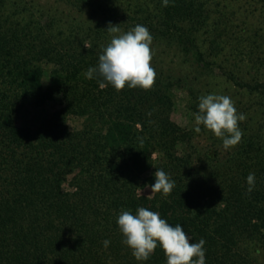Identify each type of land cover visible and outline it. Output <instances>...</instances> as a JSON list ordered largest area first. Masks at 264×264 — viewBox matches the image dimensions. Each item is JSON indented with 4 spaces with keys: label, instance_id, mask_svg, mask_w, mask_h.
I'll return each mask as SVG.
<instances>
[{
    "label": "trees",
    "instance_id": "obj_1",
    "mask_svg": "<svg viewBox=\"0 0 264 264\" xmlns=\"http://www.w3.org/2000/svg\"><path fill=\"white\" fill-rule=\"evenodd\" d=\"M67 2L82 16L93 7L96 19L26 15L28 9L0 0V264H167L159 246L137 261L123 243L118 215H135L139 207L180 224L191 242L205 240V264H261L264 118L252 131L250 118L240 149L206 174L180 155L191 136L170 118L165 98L172 84L156 70L148 91L101 89L102 78L84 75L110 43L109 22L126 31L144 25L154 42L177 40L207 69L214 63L199 34L215 33L211 48L218 55L234 32L231 22L224 14L214 18L211 0H169L167 7L135 0L123 10L118 0ZM121 11L130 13L127 20ZM235 51L239 57L240 47ZM45 65L55 67L47 90ZM230 79L264 108V83H245L235 72ZM53 94L63 100L60 110L36 128L19 125L28 101L44 105ZM72 117L83 120L81 130L71 128ZM157 169L175 182L172 192L140 194L154 184ZM249 173L255 174L251 193Z\"/></svg>",
    "mask_w": 264,
    "mask_h": 264
},
{
    "label": "rangeland",
    "instance_id": "obj_2",
    "mask_svg": "<svg viewBox=\"0 0 264 264\" xmlns=\"http://www.w3.org/2000/svg\"><path fill=\"white\" fill-rule=\"evenodd\" d=\"M9 7L28 9L40 17L41 12L50 17L55 15L69 20L81 19V13L69 6L67 0H7ZM103 0H92L95 6ZM109 1V0H105ZM123 9L128 8L131 1L118 0ZM212 8L216 11L214 18L224 14L234 27L231 38L227 36V46L224 51L217 53L211 48V41L215 38L212 30L209 33L201 31L198 43L205 53L207 61L214 63L212 69L199 66L192 54H186L177 40H162L152 43L153 59L152 67L167 82L172 85L168 89L165 98V107L170 118L189 133L191 139L180 151V155H188L192 158L197 169L209 174L212 168H216L220 162L227 161L240 149L236 145L229 150L223 148L222 140L200 125L201 131L195 132V114L198 113L199 97L208 94L227 95L233 100L238 113H243L246 119L239 123L243 134L259 128L263 123L264 108L258 103L257 98L246 89L238 87L231 79L230 74L235 72L242 81L251 85L264 83V66L259 64L257 57L264 60V0H211ZM128 12L121 11L120 18L127 20ZM94 8L88 7L82 19L88 23L95 20ZM75 19V20H74ZM121 22V21H120ZM137 24L136 22H127ZM223 28V27H222ZM126 32L125 27L120 28ZM235 46L240 47L241 55H237ZM236 60V61H234ZM254 60V61H253ZM258 65V68L255 65ZM237 64H239L237 66ZM45 89L47 90L54 81V65H45ZM239 68V69H238ZM63 100L59 94H53L49 100L40 105L33 100L27 102L22 113L19 125L27 128H36L43 120L62 108ZM258 122V123H257ZM70 126L73 130H81L83 120L72 117ZM247 128V127H246ZM148 197H153L150 187L141 191ZM151 194V196H149ZM260 263L264 264V252L260 253Z\"/></svg>",
    "mask_w": 264,
    "mask_h": 264
},
{
    "label": "clouds",
    "instance_id": "obj_3",
    "mask_svg": "<svg viewBox=\"0 0 264 264\" xmlns=\"http://www.w3.org/2000/svg\"><path fill=\"white\" fill-rule=\"evenodd\" d=\"M162 6H169V0H162ZM106 30L111 36L110 43L106 47L102 46L98 66L90 67L84 73L85 77L102 78L99 81L101 89L111 85L116 91H121L126 86L151 90L157 73L151 64L153 37L148 28L137 24L131 30L121 32L119 25L109 22ZM198 109L195 114V132L199 133V126L203 125L222 140L225 150L241 142L243 132L239 123L246 116L237 112L231 97L220 94L201 96ZM154 176L155 182L150 185L151 194L162 193L163 196H168L174 189L175 182L160 169L155 171ZM246 180L247 191L251 193L255 188V174L249 173ZM116 222L124 237L123 243L131 249L137 261H147L159 246L167 264H205L206 241L200 239L199 242H191L180 224L172 226L161 218L159 212L139 207L134 215L130 210H121ZM109 244L110 241H103L105 247Z\"/></svg>",
    "mask_w": 264,
    "mask_h": 264
}]
</instances>
